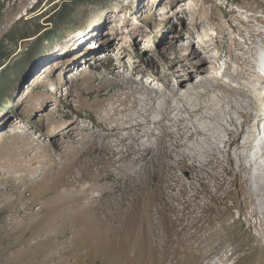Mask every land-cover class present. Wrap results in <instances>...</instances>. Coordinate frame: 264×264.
<instances>
[{
    "label": "rangeland",
    "instance_id": "obj_1",
    "mask_svg": "<svg viewBox=\"0 0 264 264\" xmlns=\"http://www.w3.org/2000/svg\"><path fill=\"white\" fill-rule=\"evenodd\" d=\"M56 1L62 0H0V71L35 39L24 38L33 36L44 25L47 17L40 15L49 13ZM201 1L205 2L208 15L226 20L233 10L247 20L256 14L252 9L259 0ZM148 2L153 4L152 11L142 0H83L72 7L71 34L24 75L12 90L11 99L2 102L0 264H264V191L256 195L254 205L247 190L252 185V191L260 193L258 180L230 176L233 181L228 199H209L206 210L201 211L207 220L201 226L210 238L185 242L175 234L170 242L162 244V252L154 255L147 245L142 253L136 244L139 235L148 242L147 227L102 223L98 200L93 205V212L98 214L95 223L88 226L81 217L68 219L64 209L74 215L86 204L77 199L62 204L61 194L68 188L53 189L52 184L61 176L58 167L64 173L68 167L74 171L67 175L73 196L93 184L101 189L100 176L83 175L79 161L59 166L57 157L67 146L73 147L72 132L80 138L82 134L89 136L91 143L95 141L91 133L101 130V89H115V84L124 83L119 74H126L169 92L158 77L143 78L132 71L131 64H140L149 71L159 65L164 72L171 73L165 65L171 57L177 59L178 66L182 63L186 73L183 77L188 82L202 84L209 75L194 64L192 50L211 56L216 47L206 51L198 37L185 32L186 26L192 28L191 24L186 16L174 15L169 1ZM261 17L264 19V14ZM209 28L212 35L218 34L216 29ZM260 29L264 31V26ZM178 31L184 34L179 36ZM243 39L239 36L240 41ZM187 43L192 45L188 50L183 48ZM260 51L264 55V44ZM259 104L264 109V103ZM260 132L251 153L254 179L264 165V123ZM221 136L226 139L224 133ZM93 151L91 147L87 153ZM257 152L262 156L259 163ZM76 154L72 160H76ZM152 175L149 170V185ZM180 175L190 180L192 172L181 170ZM96 195L101 202L98 189ZM180 228L175 226L176 230Z\"/></svg>",
    "mask_w": 264,
    "mask_h": 264
},
{
    "label": "bare ground",
    "instance_id": "obj_2",
    "mask_svg": "<svg viewBox=\"0 0 264 264\" xmlns=\"http://www.w3.org/2000/svg\"><path fill=\"white\" fill-rule=\"evenodd\" d=\"M148 1L142 0L152 11L153 4ZM166 1L173 5L174 15L187 17L192 28L186 26L185 32L198 37L206 51L216 47L211 56L192 50L194 64L209 75L202 84L188 82L183 77L186 73L182 63L178 66L177 59L171 57L165 64L171 73L164 72L159 65L149 71L140 64H131L132 71L143 78L158 77L169 92L136 76L119 74L124 78L123 84H115L109 92L101 89V130L93 129L91 133L95 141L91 143L89 136L82 134L80 138L72 132L73 147L67 146L57 154L59 166L79 161L83 175L100 176L101 189L93 184L73 196L67 175L74 171L69 167L65 173L58 167L61 176L52 184L53 189L68 188L61 194L62 204L76 199L86 204L74 215L64 209L68 219L81 217L88 226L95 223L98 214L93 212V205L98 200L102 223L147 227L148 242L139 235L136 244L142 253L147 245L152 255L162 252V244L170 242L175 234L185 242L210 238L204 233L207 220L201 211L209 199H228L233 181L230 176L258 180L260 193L252 191V185L247 189L254 205L256 195L264 191L263 163L259 168L261 174L256 179L251 176V153L264 123V109L259 104L264 103V55L260 51L264 44V31L260 29L264 26V0L258 1L252 9L256 14L247 20L233 10L226 20L208 15L201 0ZM217 19L221 21L216 23ZM209 26L218 34L212 35ZM183 34L178 31L179 36ZM239 36L244 39L240 41ZM187 44L183 48L188 50L192 45ZM261 141L264 144V137ZM91 147L94 151L88 154ZM75 153L76 160H72ZM262 156L257 152V163ZM149 170L153 172L151 185ZM181 170L192 172L190 180L181 177ZM175 226L181 228L176 230Z\"/></svg>",
    "mask_w": 264,
    "mask_h": 264
},
{
    "label": "trees",
    "instance_id": "obj_3",
    "mask_svg": "<svg viewBox=\"0 0 264 264\" xmlns=\"http://www.w3.org/2000/svg\"><path fill=\"white\" fill-rule=\"evenodd\" d=\"M55 1V0H54ZM83 0H62L55 2L49 13L40 15L44 18V25L33 35L24 39L35 38L26 49L16 58L5 65L0 71V107L3 101L13 97L11 94L15 86L40 60H42L56 46L62 44L68 38L72 30L71 8ZM29 24L30 21H26Z\"/></svg>",
    "mask_w": 264,
    "mask_h": 264
}]
</instances>
